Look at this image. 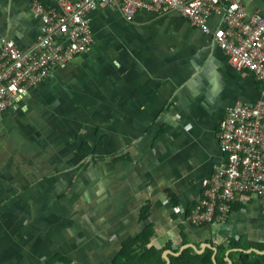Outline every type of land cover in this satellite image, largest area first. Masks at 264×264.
<instances>
[{
	"label": "crops",
	"instance_id": "crops-1",
	"mask_svg": "<svg viewBox=\"0 0 264 264\" xmlns=\"http://www.w3.org/2000/svg\"><path fill=\"white\" fill-rule=\"evenodd\" d=\"M33 1L0 0V40L27 50L41 38ZM241 1L264 12V0ZM91 27L86 52L0 114V264H114L148 227L158 249L217 255L240 242L253 253L264 244V200L236 202L203 227L186 213L223 163L227 110L254 104L262 85L177 12L140 10L130 22L98 5Z\"/></svg>",
	"mask_w": 264,
	"mask_h": 264
},
{
	"label": "built area",
	"instance_id": "built-area-1",
	"mask_svg": "<svg viewBox=\"0 0 264 264\" xmlns=\"http://www.w3.org/2000/svg\"><path fill=\"white\" fill-rule=\"evenodd\" d=\"M98 5L116 6L130 22L140 10L177 12L211 35L235 69L254 75L262 85L261 96L254 104L227 110L218 130L223 163L203 181L201 199L187 220L208 225L224 220L236 202L264 200V12L249 14L241 0H57L56 8L34 0L32 8L43 25L41 38L27 50L0 40V114L54 67L89 49L91 13ZM213 16L220 17L221 26L211 27Z\"/></svg>",
	"mask_w": 264,
	"mask_h": 264
},
{
	"label": "trees",
	"instance_id": "trees-1",
	"mask_svg": "<svg viewBox=\"0 0 264 264\" xmlns=\"http://www.w3.org/2000/svg\"><path fill=\"white\" fill-rule=\"evenodd\" d=\"M192 209L187 210V218L188 215L191 214ZM148 212L149 209L144 210V219L147 217ZM189 223L192 224L190 221ZM194 226L203 227L207 226V224L203 223L202 225ZM153 235V228L148 227L139 236L126 240L123 243L120 254L114 261V264H145L147 261L149 264H152L150 258H155V264H167L163 258V253L165 250L172 251L174 254H179L180 247H178L177 250H174L171 245H168L164 249H158L154 246H151L150 243ZM252 246L256 248L257 251L264 253V244ZM239 250L247 251L240 242H234L227 249L224 247L218 248V253L215 256V260L213 259L214 252L212 250L207 249L203 254L199 255L197 251L191 248L184 250L178 257L168 256V258L170 260V264H227L225 262L226 253L228 251H234L228 257L232 264H264V255H259L257 253L247 254L240 252Z\"/></svg>",
	"mask_w": 264,
	"mask_h": 264
},
{
	"label": "water",
	"instance_id": "water-1",
	"mask_svg": "<svg viewBox=\"0 0 264 264\" xmlns=\"http://www.w3.org/2000/svg\"><path fill=\"white\" fill-rule=\"evenodd\" d=\"M189 248H191V249L197 251L193 246L185 245V247L183 246V248L180 250L179 254H174V253L171 252V251H167V250H165V252L163 253V258H164V260L166 261L167 264H170V260H169L168 256H175V257H178V256L181 255V253H182L184 250L189 249ZM197 252H198L199 255L202 254V252H199V251H197ZM253 252H255V253L259 254V255H264V253H263V252H260V251H256V250H254ZM244 253H246V252H244ZM249 253H252V252H248V254H249ZM214 256H216V253H215ZM214 260H215V259H214Z\"/></svg>",
	"mask_w": 264,
	"mask_h": 264
},
{
	"label": "rangeland",
	"instance_id": "rangeland-1",
	"mask_svg": "<svg viewBox=\"0 0 264 264\" xmlns=\"http://www.w3.org/2000/svg\"><path fill=\"white\" fill-rule=\"evenodd\" d=\"M253 253H255V252H253ZM150 261H151L152 264H155V262H156L155 258H150ZM145 264H149L148 261Z\"/></svg>",
	"mask_w": 264,
	"mask_h": 264
}]
</instances>
